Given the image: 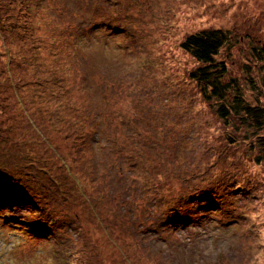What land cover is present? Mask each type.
<instances>
[{
    "label": "rangeland",
    "instance_id": "1",
    "mask_svg": "<svg viewBox=\"0 0 264 264\" xmlns=\"http://www.w3.org/2000/svg\"><path fill=\"white\" fill-rule=\"evenodd\" d=\"M24 1L0 0V99L7 101L0 113V264H61L59 257L68 264H264V159H258L264 140L257 141L264 130L244 136L232 119L225 123L216 102L204 100L189 76L200 63L181 47L205 27L230 32L217 59L247 100L264 111V60L258 57L264 56V0ZM17 51L36 63L9 61ZM59 61L68 63L70 77L46 81L61 72ZM50 82L58 90L49 89ZM60 89L62 95L49 100ZM58 107L63 119L54 114ZM83 118L105 148L124 149L136 162L145 157L148 168L163 159L158 179H175L170 189L191 193L177 210L188 220L161 223L159 208L142 201L123 210L113 206L119 210L113 214L104 196L130 182L115 173L104 193L100 181L87 184L81 152L70 148L68 137ZM49 145L75 153L74 175L87 194L101 192L104 201H95L99 211L89 215L60 198L53 209L68 222L31 240L23 228L37 214L17 197V182L29 154L51 163ZM138 150L145 156L136 159ZM96 160L108 167L117 158L105 160L101 152ZM194 169L199 173L192 180ZM35 175L44 182L45 176ZM131 190L132 201L140 200ZM39 203L43 207L35 202L33 209L38 214L51 212ZM91 237L92 250L85 243Z\"/></svg>",
    "mask_w": 264,
    "mask_h": 264
},
{
    "label": "trees",
    "instance_id": "2",
    "mask_svg": "<svg viewBox=\"0 0 264 264\" xmlns=\"http://www.w3.org/2000/svg\"><path fill=\"white\" fill-rule=\"evenodd\" d=\"M37 19H39V17ZM25 21L26 20H24V22ZM229 39H230V32L228 33L227 30L219 27L217 28L205 27L196 32L189 34L181 43V47L186 52H188L198 63H200L194 70H192L189 73V76L191 77V79L195 80L198 83V85H200L203 99L206 101L214 100L216 102L215 111L217 112V114L225 121V123L228 122L230 119H232L233 121L232 125L237 132H239L242 128L245 130L244 136L252 135V134L254 135L257 130L258 131L264 130L263 108H261V106L259 105L257 106L255 104H252L251 101L247 100L241 86L237 84L235 79H231L230 77H228L229 76L228 68L225 62L217 59L218 54L220 53L221 49L226 45V43L229 41ZM8 55H9V61L10 59L12 61L14 59L18 63L22 61L21 63L23 64L25 63L26 65L28 64V66H31V64H33V61L36 63L35 59H33L32 61L31 58H26L24 53L21 52L18 53V51L16 52V54L10 53ZM51 55H53V53ZM59 56L56 55V62H58ZM258 57L259 59L264 60V56L258 55ZM17 58H19L20 61ZM59 62L61 66V72L57 71V74L48 75L46 81L50 80L51 78L54 79L53 81H57L58 79H56L55 77L57 78L60 77V74H61L60 80L67 81V79L70 77L67 71V69L69 68L68 63L66 61L64 62L59 61ZM29 69L30 68H27V71ZM7 77L9 79L11 77V74L7 75ZM35 80L36 79H32V81L31 80L28 81L37 83V81ZM52 82H50V85ZM53 86L54 85H51L49 89L56 88L58 90V87L56 85L54 87ZM59 92L51 91V96L53 97L50 98L49 100L56 97L57 94L62 95V89H60ZM62 100H64V98H62ZM3 101L4 102L2 104L0 99V113H4L2 108L3 105L7 103V101L5 100ZM7 105L10 107L9 103ZM78 108H79L78 106L75 107V111H78ZM62 110L63 109L58 107L54 111L55 116L63 119ZM80 121L81 122H79L78 120L75 121L77 123L75 127L70 128V132H68V137L72 142L71 143L72 146L70 148L72 149L75 148V153L79 151L81 152L80 153L81 156L79 158L83 160L85 164H83L84 169H81L80 172H84L83 176L86 178V180L89 181L87 184L92 185V182H94V180H98V182L100 181L98 184H103V190L102 189L100 190H102L104 193V191H108L107 189L108 186L106 182L115 173L121 175V181L122 179H127L130 182L125 190H123V188L122 190H120V188H116V190L118 189L119 192L118 193L112 192L113 197L107 198L106 196H104L105 200L107 201L106 206L112 207V211H113V206H117V208L123 210L127 207H130L131 205L133 206L135 203L138 204V201L139 202L142 201V204L144 206L146 202L147 203L151 202L153 203L152 204L153 206H157L159 208V211L162 215L160 220L161 223L165 222V224H168L170 221L173 220L175 222H184L185 219L188 220L187 213L180 214V212L177 210L179 209V206H182L183 204L189 202L191 193L181 195L180 192L170 189L172 188L173 184L176 183L175 179L171 180L169 184L167 182L162 181L161 179H158L157 177V175L159 174L158 171H160L161 168H163L161 167L164 162L163 159L158 160V165L156 166V168L155 167L152 168L153 164L150 166V168H148V164L146 163V160L143 161L145 157L139 158L142 160H137L138 162H136V160L132 159V156L134 155L130 156L126 154L124 149L121 151L119 147H114L111 144L110 146H108V143H106L107 144L106 148L104 145L102 146L100 140L99 141L96 140L98 139L96 138L95 135L96 130L93 127L91 128V125L87 123L89 122V118L86 119L83 118V120ZM258 136L263 139H259L257 141L264 140V132L263 134ZM104 138H106V136ZM109 141L110 140H108V142ZM259 143H260L259 144L260 148L262 149L260 152V158L258 159L261 160L264 159V142H259ZM50 146L51 145L48 146L49 150L45 148V151L47 150L46 155L51 154V159H52L51 163L49 162L44 163L43 162L44 160L37 157V155L34 156V154L33 155L29 154V157L27 158V160L29 159L28 163L25 165V167H22L23 171L20 172L21 176L18 178V182H17L18 190H21V192H18L19 194H17V197H20L21 201L28 204L29 207L32 208V211L37 214V217H35V219H33L32 221L30 220L28 224L24 225L25 228H23L27 231L30 230L31 236L29 239L31 240H34L37 234L45 233L49 229H52V227L55 225L60 228L62 224L65 225L64 223L68 222V219L64 217L62 212H58L56 214L57 209L56 210L53 209L54 206L58 204V200H60L59 201L60 204L63 203L60 198H62L63 201H66V204L68 205H72L78 208H83V210L86 211L87 214L89 215L93 214V211L95 212V210H97L98 212L99 211L98 208L100 206L98 203L101 204L104 201L103 193L99 192L98 195L87 194V192H85V189L83 188V185L81 184V181L76 178L75 175L78 173V169L75 171L76 169V167H74L75 160L71 159L72 157H74L73 155L75 153L71 155L72 156L71 157L70 155H66L58 152L57 147L56 149L54 148L52 149L50 148ZM164 146L168 147L167 144H165ZM89 148L92 149L94 152V153L92 152L90 157L85 156L84 154L85 151H87V149ZM101 152L105 155V160L108 159L109 156L111 159L116 156L117 160H115L112 164H109V166L106 167V165H104L105 163L102 160H101L102 162H98L96 160V157L98 158V156L101 155ZM138 152L139 153L135 154L136 159L141 155L145 156L144 153H140L143 152V150L140 151L138 150ZM101 166L104 168L100 169ZM126 166L127 168H125ZM98 169L104 175V178L100 177V174L97 172ZM36 171L38 175L39 174L42 175V176L40 175L42 178H44L45 176L44 182H42L43 181L42 179H40V181L36 179L37 178L35 175ZM198 173L199 171L197 169L196 170L194 169V171L191 172L190 177L192 178V180L195 179ZM135 176L136 177L139 176L140 180H138V178L136 179ZM180 177H182V175L176 176V179ZM201 177L203 178V176ZM143 180L145 183H142ZM50 183L55 184L57 186L58 191L53 192L54 186H51ZM131 188H135V190H138L137 193L139 197L140 195L142 196L140 200H137V202L132 201L130 195L132 191ZM30 192L34 194H31ZM205 194L208 195L209 193L206 191ZM192 195L193 196L191 197V199L194 200L195 198H197V196H195L194 194ZM97 200L98 203H96V205H93ZM35 202L39 206V208L43 207L40 205L41 203L39 202H42V205L45 204V206H51L50 208L51 212H48L46 214L43 213L38 214V212L33 210L34 207H36L34 205ZM117 208L114 209V211L112 212L113 214L119 212ZM108 213H111V209ZM105 215H107V213ZM16 223H20V222L17 221ZM11 225L12 227L18 228V226L13 225L12 222ZM149 227L155 230L154 224H151ZM42 228L43 231L40 232ZM108 230L110 232H114L112 231V228H109ZM94 242H93V238L91 237L85 243H87L88 248L92 250V248H94L93 245ZM103 248L106 249L104 245H102V252H103ZM97 251L98 249H96V252ZM59 259L61 264L69 263V261L66 258L62 259L61 257H59Z\"/></svg>",
    "mask_w": 264,
    "mask_h": 264
}]
</instances>
